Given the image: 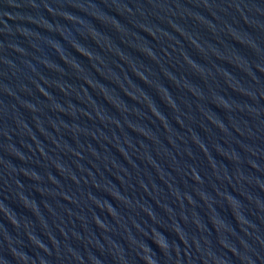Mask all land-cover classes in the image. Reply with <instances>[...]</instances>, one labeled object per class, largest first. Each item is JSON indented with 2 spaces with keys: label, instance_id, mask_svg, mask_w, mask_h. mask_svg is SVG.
I'll use <instances>...</instances> for the list:
<instances>
[{
  "label": "water",
  "instance_id": "water-1",
  "mask_svg": "<svg viewBox=\"0 0 264 264\" xmlns=\"http://www.w3.org/2000/svg\"><path fill=\"white\" fill-rule=\"evenodd\" d=\"M0 264H264V0H0Z\"/></svg>",
  "mask_w": 264,
  "mask_h": 264
}]
</instances>
